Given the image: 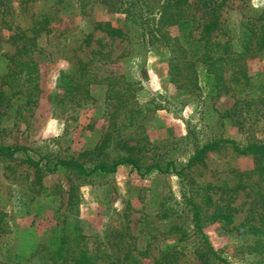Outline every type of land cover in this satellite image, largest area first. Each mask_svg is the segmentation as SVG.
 Returning a JSON list of instances; mask_svg holds the SVG:
<instances>
[{
  "label": "rangeland",
  "instance_id": "rangeland-1",
  "mask_svg": "<svg viewBox=\"0 0 264 264\" xmlns=\"http://www.w3.org/2000/svg\"><path fill=\"white\" fill-rule=\"evenodd\" d=\"M257 17L264 22V0H227L221 9L235 45L244 39L243 22ZM124 18L125 14L109 10L104 0H0V89L10 98V107L0 112V145H25L36 159L48 156L52 162L79 157L100 141L112 121L115 99L108 91L110 81L119 89L131 83L132 100L137 101L133 107L143 109L124 132L130 144L141 147L144 166L169 159L185 164L199 146L218 138H232L241 145L264 141V115L243 124L237 116H224L233 109L239 86L230 85L216 98L206 87L189 93L171 81L163 48L112 38L96 27L100 20L121 25ZM24 32L36 37L32 57L38 65L39 89L32 99L13 94L9 84H3L10 71L9 56L24 39L16 40L17 35ZM79 59L98 81L90 85L94 99L81 100L82 104L65 96L66 80L80 75ZM248 66L251 73L261 72L264 59H251ZM25 159L24 153L0 156V264H52L50 257L62 237L72 240L79 230L90 246L98 241L109 252L120 250L122 256L132 249L136 264H156L163 252L173 249L180 252V264H204L193 252L201 234L179 241L169 232L172 217L158 218L162 205L176 209L175 215H182L193 231L184 197L192 181L203 187L208 182L230 183L239 173L248 181L258 179L252 173L254 155L237 154L230 146L210 150L205 164L185 174L157 169L141 174L130 164L91 175L62 166L37 172ZM84 159L92 164L90 158ZM216 191L214 197L222 205L235 207L230 212L234 220L229 225L215 221L214 205L210 206L203 214V233L229 264H264L261 255L248 253L243 244L250 237L239 229L251 214L248 190L231 198ZM115 260L102 257L95 264Z\"/></svg>",
  "mask_w": 264,
  "mask_h": 264
},
{
  "label": "trees",
  "instance_id": "trees-1",
  "mask_svg": "<svg viewBox=\"0 0 264 264\" xmlns=\"http://www.w3.org/2000/svg\"><path fill=\"white\" fill-rule=\"evenodd\" d=\"M227 0H104L109 10L125 14L124 22L116 25L109 20L97 21L96 27L112 38L142 43L147 46L163 48L168 55V69L171 81L180 89L192 93L206 87L211 98L219 97L230 90V85L239 86L237 100L233 109L224 116H237L241 123L248 119L264 115V68L261 72H250L248 66L251 59H264V22L260 17L243 22L246 29L244 39L239 45L232 41L230 30L221 19V9ZM40 29V28H39ZM135 32V34H134ZM222 37L227 39L222 40ZM16 54L9 56L10 71L4 76L3 84H9L13 94H23L32 99L39 89V73L36 60L32 55L36 47V37L17 35L16 40L22 39ZM137 38V39H136ZM91 42L87 39V44ZM101 46L103 43L99 40ZM80 75L66 80L65 96H70L78 104L93 100L90 85L98 82L95 74L87 69L88 64L79 59ZM258 75L261 77L257 78ZM263 75V76H262ZM108 91L115 99L112 121L100 139L92 147L84 150L77 158L59 159L56 162L48 156L36 159L28 153L25 145H0L1 155L24 153L26 162L35 166L37 172L42 168L56 171L61 166L74 168L83 174L95 172H114L120 165L130 164L141 174H147L154 169L160 172L174 171L185 174L191 169L205 164V158L210 150L230 146L237 154H253L255 167L252 173L256 181L243 179L241 173L235 182L213 184L208 182L197 184L192 181L189 185V195L185 192V209L190 205L186 216H192L193 231L186 225L182 215H175L177 210L170 206L160 209L158 218L169 219V232L176 234L179 241H186L196 234H201L200 245L194 249L196 258L204 264L224 262L229 264L226 257L213 247L208 237L202 231L204 211L214 205L211 217L215 221L231 224L236 210L230 203L222 205L215 199L216 189L228 197L237 195L242 190H248L252 197L251 214L240 224L241 234L250 237L243 245L250 254H259L264 258V141H254L241 145L232 138H218L199 146L196 154L185 164L179 165L174 159L161 162L159 160L144 166L139 158L138 144H130L124 130L134 125L143 109L133 107L134 103L130 90L132 84L118 88L116 81H110ZM10 107V98L4 89H0V112ZM123 118H119V117ZM119 120V121H118ZM89 156V157H88ZM90 158L91 165L84 158ZM44 165V166H43ZM40 173H38L39 176ZM249 176V175H247ZM40 178V177H39ZM165 205V204H164ZM205 209V210H204ZM86 234L77 231L72 240L62 237V244L53 255L52 264H95L99 258L115 257L114 264H136L137 254L128 249L123 256L120 250L109 252L107 247H101L96 241L90 246ZM179 251L163 252L155 260L156 264H180ZM2 264H23L21 261H5Z\"/></svg>",
  "mask_w": 264,
  "mask_h": 264
}]
</instances>
